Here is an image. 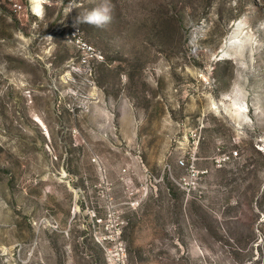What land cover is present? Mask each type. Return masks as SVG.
Wrapping results in <instances>:
<instances>
[{
  "label": "rangeland",
  "instance_id": "374dc122",
  "mask_svg": "<svg viewBox=\"0 0 264 264\" xmlns=\"http://www.w3.org/2000/svg\"><path fill=\"white\" fill-rule=\"evenodd\" d=\"M102 2L0 0V264H264V0Z\"/></svg>",
  "mask_w": 264,
  "mask_h": 264
},
{
  "label": "built area",
  "instance_id": "2783aa9c",
  "mask_svg": "<svg viewBox=\"0 0 264 264\" xmlns=\"http://www.w3.org/2000/svg\"><path fill=\"white\" fill-rule=\"evenodd\" d=\"M76 44L81 51L79 63L82 66H86L89 70H91V61H98L102 59V54L98 50H96L92 45L82 39H76ZM188 154V156L178 159L177 163L181 166H184L188 171L189 175L193 178L196 177L197 173H199L195 167L196 157L194 151H191ZM233 154L236 155L237 152L234 151ZM225 158L227 159L229 157H223V159ZM167 168H170V166H168Z\"/></svg>",
  "mask_w": 264,
  "mask_h": 264
},
{
  "label": "clouds",
  "instance_id": "9594fccd",
  "mask_svg": "<svg viewBox=\"0 0 264 264\" xmlns=\"http://www.w3.org/2000/svg\"><path fill=\"white\" fill-rule=\"evenodd\" d=\"M113 6L110 0H103L95 8L85 11L77 18V23H84L96 28H104L112 21Z\"/></svg>",
  "mask_w": 264,
  "mask_h": 264
},
{
  "label": "bare ground",
  "instance_id": "6f19581e",
  "mask_svg": "<svg viewBox=\"0 0 264 264\" xmlns=\"http://www.w3.org/2000/svg\"><path fill=\"white\" fill-rule=\"evenodd\" d=\"M34 8L40 12L41 0H31Z\"/></svg>",
  "mask_w": 264,
  "mask_h": 264
}]
</instances>
